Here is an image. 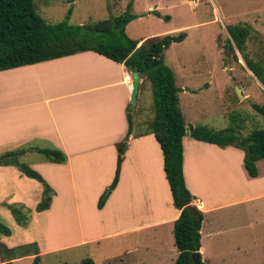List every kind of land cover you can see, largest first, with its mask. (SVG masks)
I'll list each match as a JSON object with an SVG mask.
<instances>
[{"label": "crops", "instance_id": "crops-1", "mask_svg": "<svg viewBox=\"0 0 264 264\" xmlns=\"http://www.w3.org/2000/svg\"><path fill=\"white\" fill-rule=\"evenodd\" d=\"M131 76L122 64L90 51L0 72V154L37 142L65 157L63 164H30L54 192L42 212L34 211L41 185L12 166H0V217L10 226L9 236L0 235V244L10 252L11 264L24 257L31 262L35 252L40 257L104 239L128 240L148 229L161 228L170 234L179 211L171 204L160 149L149 130L138 123V116L133 119L131 113L143 104V86L149 83L138 77L131 107ZM177 88L179 102L184 89ZM126 135L117 182L97 209L98 199L114 176L116 146ZM181 145L184 185L193 197L191 205L203 216L200 259L205 248L215 255L238 250L229 237L235 233L244 245V229L255 227L257 215L262 214L258 208L264 206V159L255 162L256 177L248 178L238 149L198 142L187 135ZM61 195L63 236L72 234L71 227L65 229L74 223L77 240L47 247L40 238L46 234L44 219L49 225L58 222L60 213L54 207ZM13 204L30 211L22 227L13 222L6 208ZM110 211L112 223L117 225L113 230L102 225ZM50 235L51 240L56 239L60 229L50 230ZM22 247L28 248L27 255L17 253Z\"/></svg>", "mask_w": 264, "mask_h": 264}, {"label": "rangeland", "instance_id": "rangeland-1", "mask_svg": "<svg viewBox=\"0 0 264 264\" xmlns=\"http://www.w3.org/2000/svg\"><path fill=\"white\" fill-rule=\"evenodd\" d=\"M128 2H131L130 14L141 15L124 28L126 36L131 40L144 38L143 41H147L164 35L185 33L183 41L171 44L163 51L162 59L171 70L175 85L184 89L182 92L186 94L179 95L178 102L186 128L202 126L214 131L228 130L244 137L249 131L262 126L261 118L250 109V104L262 102L264 88L246 68L237 51H234L236 60L232 58L225 40L229 38L226 32L228 26H245V56L264 69V0H32L35 14L46 23L54 24L65 20L67 16L66 23L70 26L120 16ZM69 10L70 14L67 15ZM153 10L161 18L149 13ZM163 16L168 17V20L164 21ZM234 87L240 90L242 98L236 96ZM143 88L146 89L144 102L139 109L138 106L133 108L131 113L133 119L138 116V123L147 130L153 118V105L149 84ZM34 147L50 149L37 142L19 149ZM18 162L29 168L32 163H46L43 156L35 151L24 152ZM107 191L104 190L101 199L106 198ZM61 202L62 195L57 198L54 207L60 213L57 216L58 222L49 225L44 219L46 234L40 238L47 247L62 246L77 240L73 232L76 225L73 222L67 224L65 229L71 227L72 234L63 236ZM260 211L262 214L257 215L255 227L251 225L244 229V245L243 239L234 237L235 233H232L230 244L239 246L238 250L226 249L225 255H215L205 248L201 262L264 264V206L258 208ZM104 217V229L117 226L112 223L111 211ZM0 224L8 229L10 227L1 217ZM52 229H60V235L53 240L50 235ZM165 231L154 228L136 233L128 240L115 237L94 241L40 256L39 264H80L82 258L90 259L94 264H173L176 251L172 248V229L169 235ZM256 232L261 236H256ZM27 251L28 248L22 247L17 253L27 255ZM15 264H30V260L24 257Z\"/></svg>", "mask_w": 264, "mask_h": 264}, {"label": "trees", "instance_id": "trees-1", "mask_svg": "<svg viewBox=\"0 0 264 264\" xmlns=\"http://www.w3.org/2000/svg\"><path fill=\"white\" fill-rule=\"evenodd\" d=\"M131 2L125 6L122 15L101 21L70 26L65 20L48 24L33 10L32 0H0V72L45 62L85 51H90L104 58L122 64L129 72L136 73L149 83L152 95L153 118L148 130L158 144L162 157V170L171 196L172 207L179 211L172 224L173 245L176 257L173 264H192L190 254L197 256L199 229L203 219L202 213L191 205L193 197L186 189L182 176L181 140L188 136L195 141L220 147L231 146L242 152V168L248 178L256 177L255 162L264 159V98L260 104H250V109L261 118L262 126L239 137L228 130L213 131L206 127L184 126L178 108L177 94L180 92L174 83L171 70L163 63L162 54L171 44L180 43L185 33L164 35L142 42L128 38L125 26L140 16L130 14ZM156 18H161L157 11H150ZM70 14V10L67 15ZM164 21L168 17L163 16ZM229 38L225 40L232 58L236 60L237 51L246 68L264 88V69L245 56V26L235 25L226 28ZM127 135L130 122L127 118ZM126 138L116 146V167L113 179L107 188V194L114 188L118 177V166L123 155ZM15 149L0 154V166H12L23 176L33 179L41 185V197L34 208L35 212L46 210L53 191L41 176L26 165L20 164L18 158L28 150ZM42 155L44 161L63 164L64 155L55 149L32 148ZM104 199L99 198L96 208L101 209ZM16 224L24 226L27 222L28 209L18 205H7ZM24 211V212H23ZM23 212V213H21ZM0 235L9 236V230L0 224ZM20 250V249H17ZM16 250V251H17ZM14 252V251H13ZM10 253L0 244L2 264H11ZM39 257L34 253L30 264H38ZM80 264H94L90 259H83Z\"/></svg>", "mask_w": 264, "mask_h": 264}, {"label": "water", "instance_id": "water-1", "mask_svg": "<svg viewBox=\"0 0 264 264\" xmlns=\"http://www.w3.org/2000/svg\"><path fill=\"white\" fill-rule=\"evenodd\" d=\"M137 86H138V75L136 73H132L131 76V94H130V103L129 105L132 107L135 102V96L137 93ZM234 91L237 97L242 98L240 94V90L237 87H234ZM190 259L192 264H199L196 254L191 253Z\"/></svg>", "mask_w": 264, "mask_h": 264}, {"label": "built area", "instance_id": "built-area-1", "mask_svg": "<svg viewBox=\"0 0 264 264\" xmlns=\"http://www.w3.org/2000/svg\"><path fill=\"white\" fill-rule=\"evenodd\" d=\"M127 78V77H126Z\"/></svg>", "mask_w": 264, "mask_h": 264}]
</instances>
